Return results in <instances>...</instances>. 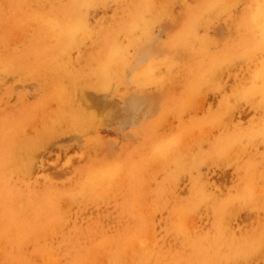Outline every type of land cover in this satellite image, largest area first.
Segmentation results:
<instances>
[{
  "label": "rangeland",
  "instance_id": "rangeland-1",
  "mask_svg": "<svg viewBox=\"0 0 264 264\" xmlns=\"http://www.w3.org/2000/svg\"><path fill=\"white\" fill-rule=\"evenodd\" d=\"M0 153V264H264V0H0Z\"/></svg>",
  "mask_w": 264,
  "mask_h": 264
},
{
  "label": "bare ground",
  "instance_id": "bare-ground-1",
  "mask_svg": "<svg viewBox=\"0 0 264 264\" xmlns=\"http://www.w3.org/2000/svg\"><path fill=\"white\" fill-rule=\"evenodd\" d=\"M10 25V24H9ZM3 144V143H2ZM4 149V148H3ZM2 150V149H1ZM1 154V153H0ZM3 177V176H2ZM2 177L0 178V182H1V180H2ZM3 179H5L4 177H3ZM3 181V180H2ZM1 183H3V182H1ZM1 186H2V184H0ZM1 196V195H0ZM6 196H8V195H6ZM36 202V201H35ZM35 205V204H34ZM2 207V206H1Z\"/></svg>",
  "mask_w": 264,
  "mask_h": 264
}]
</instances>
